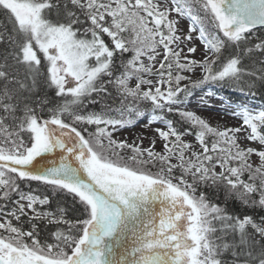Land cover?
Masks as SVG:
<instances>
[{
	"label": "snow or ice",
	"instance_id": "6c2138e0",
	"mask_svg": "<svg viewBox=\"0 0 264 264\" xmlns=\"http://www.w3.org/2000/svg\"><path fill=\"white\" fill-rule=\"evenodd\" d=\"M0 13L11 25L0 31L7 52L0 65V200L7 202L0 206V264H226L229 251L232 264H264V217L241 218L204 192L196 195L200 184L223 186L241 204L264 209V107L237 104L232 114L242 125L224 129L186 109L196 89L256 75L242 60L254 51L264 55V39L248 47L264 27V0H0ZM185 19L186 31L179 27ZM196 41L203 46L199 59L191 55ZM9 57L24 80L8 71ZM40 78L63 101L47 117L25 95ZM109 87L122 98L120 108L84 109L85 100ZM142 102H150V123L165 125L155 129L164 152L154 150L155 141L144 148L142 139L115 135L145 115ZM170 113L180 121L166 119ZM241 131L260 148L241 147ZM185 135H194L201 150L186 155L192 145ZM57 150L58 161L42 163ZM32 181L72 195L83 218L41 210L49 197L21 189L20 182ZM29 211V219L48 218L67 230L42 244L34 231L12 223Z\"/></svg>",
	"mask_w": 264,
	"mask_h": 264
},
{
	"label": "trees",
	"instance_id": "16d2710c",
	"mask_svg": "<svg viewBox=\"0 0 264 264\" xmlns=\"http://www.w3.org/2000/svg\"><path fill=\"white\" fill-rule=\"evenodd\" d=\"M10 27V23L5 19L4 15L0 13V31H6L10 29ZM260 39H264V28L254 30V33L250 38L251 43H249L248 47H251L253 43H259ZM5 56H7L5 46L0 45V65H3L5 63ZM116 58L119 59L118 55ZM242 62L247 71L255 72L256 75L251 78L246 76L243 83L229 82L228 84H216L218 86L217 88L221 89V91L229 98H237L239 92H243L248 95L254 96L264 105V80H261L259 78L262 74H264V72H262V70H264V55H262L259 51H254L250 55H245ZM7 63L9 65H13V67H10L8 69L11 75H15L17 80H24V69L22 67L17 68L16 66H14V62L10 57L8 58ZM27 82L30 83V81ZM7 86L14 90L19 87L18 84L13 82H9ZM3 87H5V82L0 80V88ZM25 95L29 97L31 106L37 110L38 114L45 117H47L48 109L50 107H52L54 104L63 102L62 98L57 97L55 95V90L53 88H50L42 78L38 80L36 86L32 89V91L25 92ZM41 100H47L50 103L47 106H44L40 104ZM121 102L122 98L116 93L113 88L109 87L108 93H93L89 99L85 100L84 109L86 111L97 112H99L101 109L109 108L114 110L121 107ZM123 103L129 104L131 103V101L126 100L123 101ZM139 108L141 110H144L145 113L151 112L150 102L140 103ZM41 109L43 110L41 111ZM110 115L118 118V113L116 111H111ZM167 117L174 122L180 121L181 119L176 113H170L167 115ZM93 130V126H88L89 132H92ZM181 130H183V127H181ZM176 173L178 175L180 174L179 171ZM187 179H189V182H191L190 177H187ZM244 179H247V174H245ZM20 183L21 189L24 192H28L29 189H31L36 195L43 194L49 197V204L41 206V210L55 213L58 218L60 216V210H62L63 218L72 222H75L77 219L83 218V208L81 204L67 192L53 191L50 187H45L40 182L36 181ZM196 192H198L199 194L201 192H204L210 198L211 202L219 204L222 207H226L229 214L240 216L241 218L244 215H248L251 216L257 223L260 222V217H264V209H261L259 207H249L241 204L234 197L228 196L227 191L223 186L217 188L200 184L199 187H197ZM16 198L17 197L14 196L13 201ZM5 203L7 202L0 200V206H3ZM11 207L12 204L8 203L5 211H10ZM29 217L31 216L27 214V216H22L19 222H17L16 220H12V223L17 227H21L24 231H34L36 238L39 239L42 244L56 243L54 234L58 230L66 231L68 227L67 225L62 223L50 224L47 222V218H42L39 221H34L29 219ZM33 224L36 225L35 229L32 228ZM256 240L260 241V237L258 235L256 236ZM26 242L31 243V240L26 238ZM222 259L226 262V264H232V253L230 251L224 253Z\"/></svg>",
	"mask_w": 264,
	"mask_h": 264
},
{
	"label": "rangeland",
	"instance_id": "374dc122",
	"mask_svg": "<svg viewBox=\"0 0 264 264\" xmlns=\"http://www.w3.org/2000/svg\"><path fill=\"white\" fill-rule=\"evenodd\" d=\"M173 16H175V13H173ZM188 25H189V21L185 19L181 21L179 27L186 31ZM196 44L198 47V51L197 53L191 55H193L194 58L199 59L200 58L199 49L202 48L203 46L200 41H196ZM144 62L145 64L149 63L147 59H145ZM182 74L190 75V73L187 72ZM198 75L199 73L197 72V76ZM149 78L158 79V77H149ZM182 83H187V81H184ZM206 86L200 89H196L194 94L188 98L189 103L186 105V109L190 111H195L198 115L207 119L213 127H219L220 129L240 127L242 125V119L232 114L233 111L235 110V106L239 103H245L253 110H259L260 108H262L260 105L255 103L256 101L253 98L244 95L242 96L241 94H240L241 95L240 100H237L235 104L231 103V106H229V103L227 102L228 100H226L218 90H215V94L212 96L207 95V93L209 92L205 91ZM202 98L203 101H206V103L201 102ZM166 119H168V117H166ZM156 128H165V125L159 121L155 123H150V115H147L145 118L137 120L134 126L128 127L126 129H122L120 132L116 133L115 135L118 139H127L129 143H132L134 140L139 143L140 140L142 139V147L144 148L150 147L152 141H155L154 150L156 152H164L165 149L163 145L165 142L158 137V134L155 132ZM236 135L238 137V142L240 143L241 147L260 148L258 142H250L244 139L245 133L243 131L237 133ZM183 139L192 145V149H190L189 152L186 153V155L190 154L191 151L201 150L198 140L194 135H185ZM125 155H128V153H125ZM250 159L251 162L254 164L259 163L258 157L255 154H253ZM172 162L176 163L177 161L175 158H173ZM151 171L153 172L157 171V167H152ZM216 171L217 172L220 171L219 166L216 167ZM176 172L178 171H174L173 175L179 176ZM196 195L198 196L200 194L196 192ZM28 215L32 216L33 213L29 211ZM56 218L59 219L57 216ZM2 221H3V217L0 216V222Z\"/></svg>",
	"mask_w": 264,
	"mask_h": 264
},
{
	"label": "water",
	"instance_id": "95a60500",
	"mask_svg": "<svg viewBox=\"0 0 264 264\" xmlns=\"http://www.w3.org/2000/svg\"><path fill=\"white\" fill-rule=\"evenodd\" d=\"M258 28H260V27H258ZM59 151L60 150H57V152L56 153H50V154H46L47 155V160L46 161H42V163H44V162H47V163H49L50 164V162L52 161V160H59Z\"/></svg>",
	"mask_w": 264,
	"mask_h": 264
}]
</instances>
